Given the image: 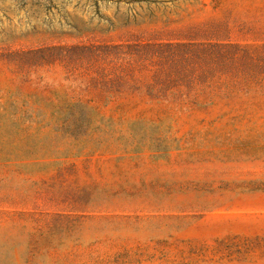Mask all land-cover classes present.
<instances>
[{"label": "rangeland", "instance_id": "obj_1", "mask_svg": "<svg viewBox=\"0 0 264 264\" xmlns=\"http://www.w3.org/2000/svg\"><path fill=\"white\" fill-rule=\"evenodd\" d=\"M0 264H264V0H0Z\"/></svg>", "mask_w": 264, "mask_h": 264}, {"label": "trees", "instance_id": "obj_2", "mask_svg": "<svg viewBox=\"0 0 264 264\" xmlns=\"http://www.w3.org/2000/svg\"><path fill=\"white\" fill-rule=\"evenodd\" d=\"M187 49V55L194 54L195 52H197V49L195 47H188Z\"/></svg>", "mask_w": 264, "mask_h": 264}]
</instances>
